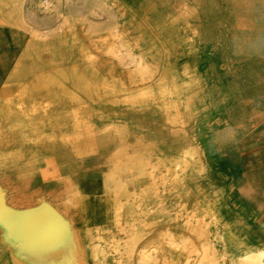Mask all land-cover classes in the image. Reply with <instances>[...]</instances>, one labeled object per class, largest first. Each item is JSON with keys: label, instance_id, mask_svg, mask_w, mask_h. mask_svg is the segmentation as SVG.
Returning a JSON list of instances; mask_svg holds the SVG:
<instances>
[{"label": "rangeland", "instance_id": "obj_1", "mask_svg": "<svg viewBox=\"0 0 264 264\" xmlns=\"http://www.w3.org/2000/svg\"><path fill=\"white\" fill-rule=\"evenodd\" d=\"M44 4L21 0L17 14L4 1L0 13L42 30L45 39L37 41L61 40L63 56L64 43L71 49L69 81L52 83L68 95L67 145L60 147L68 159L1 163L16 176L1 182L9 193L0 194V218L31 213L38 230L61 237L50 218L77 217L63 207L91 187L101 223L76 226L91 264H194L206 247L222 264L221 255L236 250L233 242L240 253L260 250L253 248L259 226L252 218L264 209V97L247 80L262 61L254 43L264 41V0ZM226 234L231 239L223 240Z\"/></svg>", "mask_w": 264, "mask_h": 264}, {"label": "crops", "instance_id": "obj_2", "mask_svg": "<svg viewBox=\"0 0 264 264\" xmlns=\"http://www.w3.org/2000/svg\"><path fill=\"white\" fill-rule=\"evenodd\" d=\"M4 1L11 3L12 12L18 14L21 0H0ZM3 6L5 4L1 7ZM8 17L18 18L19 15ZM41 31L33 25L0 24V164L3 165L5 162H63L68 159L67 153L60 148L67 145V142H63V138L67 137L63 129L69 112L68 95L62 90L53 91L52 85L53 82L69 81L67 46L64 47L63 56L59 51L62 50L61 40L37 41L34 35ZM254 50L260 55L256 61H262L255 63L257 73L252 80L247 81L259 92L258 96L264 97V41L255 42ZM9 153L12 158L1 159ZM33 166L36 167L35 164ZM29 171L33 172L29 177L36 176L34 170ZM7 176L15 177L16 174L6 175L0 169V194L9 193L1 183ZM7 206L9 210H20L8 204ZM33 208V201H29L27 209ZM63 209L71 214L75 213L77 217L67 218L61 223L50 218L52 224L61 230V237L50 236L44 234L43 230H38L37 219L31 213L24 215L22 221L16 217L15 212L8 213L7 218L1 217L0 264H91L85 259L82 243L84 236L80 233L82 230L76 229L84 215L73 205H66ZM3 214H6L5 210ZM252 223L259 226V230L253 232V248L263 249L264 209L261 206L253 212ZM61 225L64 226L63 229L60 228Z\"/></svg>", "mask_w": 264, "mask_h": 264}, {"label": "bare ground", "instance_id": "obj_3", "mask_svg": "<svg viewBox=\"0 0 264 264\" xmlns=\"http://www.w3.org/2000/svg\"><path fill=\"white\" fill-rule=\"evenodd\" d=\"M14 1V0H13ZM56 2H57V0H56ZM96 3V2H95ZM46 4H44V6H45ZM103 5V4H102ZM35 6H37V5H35ZM51 6V5H50ZM54 7V6H53ZM52 7V8H53ZM100 7V6H99ZM51 8V9H52ZM104 9V8H103ZM44 10V9H43ZM46 10V9H45ZM44 10V11H45ZM50 10V9H49ZM93 12H95V11H93ZM0 24L1 25H13V26H22V25H24L22 22H21V20H19V19H17V18H13V17H8V16H2L1 14H0ZM64 26V25H63ZM60 30V29H59ZM56 30H54L53 32H55ZM58 32V31H57ZM114 33V32H113ZM39 33H37V34H35L34 36H35V38L36 39H45V38H43V37H41V36H39L38 35ZM53 34H55V33H53ZM57 35V34H56ZM58 37H59V35H57ZM89 36V35H88ZM110 36V35H109ZM113 36H115V35H113ZM111 37H112V33H111ZM54 39V38H53ZM104 40V39H103ZM117 40H119V39H117ZM110 42H111V39H110ZM94 43V42H93ZM114 43V42H113ZM118 43H119V41H118ZM121 43V42H120ZM69 44H70V42H69ZM112 45H114V44H112ZM67 46L69 47V45L67 44ZM119 46V45H118ZM64 47H65V43H64V45H63V49H64ZM67 48V47H66ZM80 48V47H79ZM82 48V47H81ZM97 48V47H96ZM118 48V47H117ZM68 50V52H67V57L68 58H73V55H72V53L70 52V50L71 49H69V48H67ZM116 49V48H115ZM128 49V48H127ZM111 50V49H110ZM113 50V49H112ZM109 51V50H108ZM82 52V51H81ZM102 52V51H101ZM116 52V51H115ZM143 52V51H142ZM104 53V52H103ZM105 53H107V51L105 52ZM83 54V53H82ZM118 54V53H117ZM124 54V53H123ZM125 55H127L126 53H125ZM113 56H114V54H113ZM113 56L111 57V58H113ZM116 56V55H115ZM129 56V55H128ZM137 56V55H136ZM81 57V56H80ZM88 57H90V56H88ZM94 57V56H93ZM93 57H91V58H93ZM97 57V56H96ZM125 57V56H124ZM90 58V59H91ZM89 59V60H90ZM105 59V58H104ZM117 59V58H116ZM123 59V58H122ZM80 60V59H79ZM119 60V59H118ZM125 60V59H124ZM130 60V59H129ZM129 60H128V62H129ZM112 61V60H111ZM117 61V60H116ZM120 61V60H119ZM133 61H136L135 62V64L137 65V66H140V64H141V59H134ZM86 62V61H85ZM99 63V61L97 60V64ZM118 63V62H117ZM95 64V63H94ZM83 65V64H82ZM86 65V64H85ZM102 65V64H101ZM103 65H104V63H103ZM102 65V66H103ZM129 65V64H128ZM111 66V65H110ZM92 67H94L93 65H92ZM106 67V66H105ZM114 67V66H113ZM96 68V67H95ZM97 68H99V66L97 67ZM111 68V67H110ZM109 68V69H110ZM126 69V68H125ZM140 70H141V68H139ZM86 70V69H85ZM84 70V71H85ZM105 70V69H104ZM113 70H114V68H113ZM117 70V69H116ZM119 70V69H118ZM129 70V69H128ZM96 71H97V69H96ZM102 71H103V68H102ZM101 71V72H102ZM122 72V71H121ZM113 73V72H112ZM118 73V72H117ZM125 73H126V71H125ZM86 74V73H85ZM102 74H103V72H102ZM119 74H121V73H119ZM111 75V74H110ZM122 75H123V73H122ZM105 76V75H104ZM118 77V76H117ZM124 77V76H123ZM86 78V77H85ZM104 78V77H103ZM115 78V77H114ZM155 78V77H154ZM78 79V78H77ZM90 79V78H89ZM93 80V79H92ZM91 81V80H90ZM108 81H109V79H108ZM113 81H116V80H112V82ZM77 82H78V80H77ZM93 82V81H92ZM91 82V83H92ZM99 82H100V80H99ZM107 82V81H106ZM79 83H81V82H79ZM94 83V82H93ZM78 84V83H77ZM84 84V83H83ZM110 84H111V81H110ZM147 85V84H146ZM79 86H80V84H79ZM84 87V86H83ZM118 88V87H117ZM85 89V88H84ZM89 89V88H88ZM111 89V88H110ZM77 90V89H76ZM93 90V89H92ZM86 91V90H85ZM91 92V91H90ZM93 93H94V91H93ZM88 94V93H87ZM95 95V94H94ZM100 95V94H99ZM79 96V95H78ZM89 96H91V95H89ZM83 97V96H82ZM86 97V96H85ZM107 97V96H106ZM86 98H88V97H86ZM123 98V97H122ZM94 99H96V98H94ZM90 100V99H89ZM107 100V99H106ZM109 100V99H108ZM119 100V99H118ZM102 101V100H101ZM103 101H104V99H103ZM158 101V100H157ZM80 102H81V105H83L84 103H82V101L80 100ZM106 102H108V101H106ZM118 102H120V101H118ZM89 103H90V101H89ZM111 103H112V101H111ZM114 103H117V99H116V102L114 101ZM121 103H122V101H121ZM120 103V104H121ZM94 104H95V102H94ZM97 104V103H96ZM101 104V103H100ZM91 105V104H90ZM99 105V104H98ZM113 105V104H112ZM74 106H77V105H74ZM109 107V106H108ZM112 107V106H111ZM119 108H120V106H119ZM118 108V109H119ZM125 109V108H124ZM111 111V110H110ZM156 111V110H155ZM103 112V111H102ZM112 113V112H111ZM111 113H109V114H111ZM102 114V113H101ZM100 114V115H101ZM98 116V115H97ZM11 117V116H10ZM99 117V116H98ZM93 118V117H92ZM97 119V118H96ZM107 119V118H106ZM71 120V119H70ZM102 120V119H101ZM68 121H69V119H68ZM75 122V121H74ZM8 123V122H7ZM118 123V122H117ZM140 123V125H141V121L139 122ZM113 124V123H112ZM13 125V124H12ZM68 125H69V123H68ZM72 125H74V124H72ZM136 125H138V124H136ZM144 125V124H143ZM94 126V125H93ZM119 126V125H118ZM122 126V125H121ZM14 127V126H13ZM57 127V126H56ZM65 127V126H64ZM99 127V126H98ZM66 128V127H65ZM69 128V127H68ZM141 128V127H140ZM10 129V128H9ZM51 129V128H50ZM56 129H58V128H56ZM62 129V128H61ZM67 129V128H66ZM13 130V129H12ZM76 130V129H75ZM110 130V129H109ZM119 129L117 128V131H118ZM121 130H123V128L121 129ZM121 130L119 131V132H121ZM20 132L22 131V130H19ZM24 131V130H23ZM56 131V130H55ZM111 131V130H110ZM52 132V131H51ZM68 132V131H67ZM105 132V131H104ZM112 132V131H111ZM110 132V133H111ZM113 132H114V130H113ZM125 132V131H124ZM71 133V132H70ZM127 133V132H126ZM137 133V132H136ZM63 134V133H62ZM97 134V133H96ZM116 134V133H115ZM65 135V134H64ZM63 135V136H64ZM70 135V134H69ZM95 135V134H94ZM109 136H112V135H110V134H108ZM119 135V134H118ZM124 135V134H123ZM48 136V135H47ZM62 136V137H63ZM44 137H46V136H44ZM66 137V136H65ZM143 137V136H142ZM14 138V137H13ZM38 138H39V136H38ZM49 138V137H48ZM114 138V137H113ZM126 137H124V139H125ZM29 139V138H28ZM41 139V138H40ZM46 138H44V140H45ZM60 139V138H59ZM58 139V140H59ZM101 139V138H100ZM99 139V140H100ZM109 139V138H108ZM115 139H116V136H115ZM143 139H144V137H143ZM58 140H57V142H58ZM76 140V139H75ZM137 140V139H136ZM138 140H139V138H138ZM38 141V139L36 140V141H34V142H37ZM46 141V140H45ZM49 141H51V140H49ZM48 141V142H49ZM62 141V140H61ZM115 141V140H114ZM41 142V141H40ZM44 142V141H43ZM52 142V141H51ZM55 142V141H54ZM64 142V141H63ZM120 143L122 142V140L121 141H119ZM125 142H126V139H125ZM47 143V142H46ZM43 144H45V143H43ZM114 144V143H113ZM116 144V143H115ZM122 144V143H121ZM128 144V143H127ZM123 145V144H122ZM122 145H121V147H122ZM125 145V144H124ZM115 146V145H114ZM68 147V146H67ZM70 147V146H69ZM113 147V146H112ZM128 147V146H127ZM126 147V148H127ZM125 149V148H124ZM8 150H6V152H7ZM15 151V150H14ZM72 151V150H71ZM9 152H11V153H13L11 150H9ZM8 153V152H7ZM11 153H9V154H5L1 159H10V158H12V156H11ZM15 153V152H14ZM68 153H70V152H68ZM16 154V153H15ZM71 154V153H70ZM13 155V154H12ZM73 155V154H72ZM147 155V154H146ZM99 156H100V154H99ZM134 157H136V155H133ZM143 156H145V154L143 155ZM14 157V156H13ZM65 157V156H64ZM128 157V156H127ZM132 157V156H131ZM130 157V158H131ZM15 158V157H14ZM46 158H48V157H46ZM84 158V157H83ZM129 158V157H128ZM127 158V159H128ZM148 158V157H147ZM145 159L144 157H143V161H145L146 162V160H148V159ZM21 159V158H20ZM45 159V158H44ZM80 159V158H79ZM126 159V158H125ZM135 159H137V157L135 158ZM134 159V160H135ZM139 159V158H138ZM145 159V160H144ZM19 160V159H18ZM81 160V159H80ZM124 160V159H123ZM141 160V159H140ZM53 161V160H52ZM116 161V160H115ZM132 161H133V159H132ZM139 161V160H138ZM148 162H149V160H148ZM117 163V162H116ZM137 163V162H136ZM156 163V162H155ZM56 165L58 164V163H55ZM113 164H115V162L113 163ZM33 165H34V163L33 162H30V163H27V165L26 166H28V167H33ZM52 165V164H51ZM55 165V166H56ZM104 165V164H103ZM109 165V164H108ZM149 165V164H148ZM118 166V165H117ZM127 166V165H126ZM112 168V167H111ZM123 168H124V166H123ZM47 168H45V170H46ZM118 169V168H117ZM107 170V169H106ZM116 170V169H115ZM120 170V169H119ZM119 170H118V172H119ZM85 171V170H84ZM43 172L45 173V171L43 170ZM42 172V173H43ZM114 172V171H113ZM41 173V174H42ZM107 173H109V172H107ZM106 173V174H107ZM115 173V172H114ZM113 173V174H114ZM120 173V172H119ZM155 173V172H154ZM112 175V174H111ZM127 175V174H126ZM54 176H55V174H54ZM58 176V175H57ZM114 178H115V176L117 177L118 175H112ZM25 177V176H24ZM26 178V177H25ZM41 178V177H40ZM46 178V177H45ZM104 178H105V176H104ZM103 178V179H104ZM131 178V177H130ZM133 178V177H132ZM46 179H48V177L46 178ZM50 179V178H49ZM60 180V179H59ZM116 180V179H115ZM67 181V180H66ZM112 181V180H111ZM70 182V181H69ZM114 182V181H113ZM117 182V181H116ZM118 183V182H117ZM124 183V182H123ZM3 184V183H2ZM127 184H128V182H127ZM69 185V184H68ZM74 185V184H73ZM121 185V184H120ZM123 185V184H122ZM3 186V185H2ZM46 186V185H45ZM67 186V185H66ZM71 187V186H70ZM6 188V187H5ZM24 188V187H23ZM53 188H54V186H53ZM54 190V189H53ZM69 190V189H68ZM72 190H73V188H72ZM107 190H109V189H107L106 188V191ZM48 191V190H47ZM71 191V190H70ZM118 191V190H117ZM55 192V191H54ZM62 192V191H61ZM74 192V191H73ZM77 192V191H76ZM52 193V192H51ZM75 193V192H74ZM143 193V192H142ZM148 193V192H147ZM36 195V194H35ZM51 195V194H50ZM62 195H63V193H62ZM72 195H74V194H72ZM82 195H84V201H83V203H82V201L81 202H79L78 201V198L77 197H79V196H82ZM43 197V196H42ZM49 197V196H48ZM64 197H66V196H64ZM77 197H76V199H77V202L78 203H75L74 201H75V195H74V197H72L71 199H69V200H67L71 205H74L77 209H79V211L82 213V214H85L84 215V221H83V226H88V225H91V226H98L99 225V223H101V212L98 210V208H96V206H95V189H93V188H91V187H84L83 189H80L79 190V192H78V194H77ZM100 197V196H99ZM128 197V196H127ZM34 198V197H33ZM46 198V197H45ZM51 199H52V196H51ZM80 199V198H79ZM74 200V201H73ZM142 200V199H141ZM51 201V200H50ZM66 201V202H67ZM130 201V200H129ZM20 202V201H19ZM65 202V203H66ZM21 203V202H20ZM32 203V202H31ZM57 203V202H56ZM91 203V205H89ZM29 205V204H28ZM50 205V204H49ZM89 205V206H88ZM20 206V205H19ZM54 207V206H53ZM65 207V206H64ZM63 207V208H64ZM68 208H70V207H68ZM114 208V207H113ZM53 209V208H52ZM58 209V208H57ZM120 210V209H119ZM119 212V211H118ZM58 216V215H57ZM71 216V215H70ZM122 218V217H121ZM147 220V219H146ZM158 220V219H157ZM155 222V221H154ZM152 223H150V225H151ZM149 225V226H150ZM153 225V224H152ZM156 225V224H155ZM64 228V227H63ZM76 230V229H75ZM132 231V230H131ZM88 232V231H87ZM76 233V232H75ZM74 236V235H73ZM144 236V235H143ZM231 239V237H230V235L229 234H226L225 236H224V238H223V240H226V239ZM67 239V238H66ZM69 239V238H68ZM80 240V239H79ZM1 242V241H0ZM77 242V241H76ZM232 245H234L235 247H236V250L234 251V252H232L231 254H229L228 256H227V254H226V252H224V254L223 255H221V263L222 264H225V261H226V259H228V263L227 264H264V248L263 249H260V250H251V251H248V252H245V253H240V247L238 246L239 244L237 243V242H233V244ZM18 250V249H17ZM76 250H77V248H76ZM209 248H204L203 250H202V254H201V256H200V258H199V260H197L194 264H219L218 263V261L217 260H215V259H213L212 257H211V255H210V253H209ZM150 251V250H149ZM133 252H134V250H133ZM80 253V252H79ZM22 257V256H21ZM145 257V256H144ZM13 258V257H12ZM93 258H96V253H93ZM11 262H13V259H12V261ZM17 264V263H16ZM186 264H190L189 262L188 263H186Z\"/></svg>", "mask_w": 264, "mask_h": 264}, {"label": "built area", "instance_id": "obj_4", "mask_svg": "<svg viewBox=\"0 0 264 264\" xmlns=\"http://www.w3.org/2000/svg\"><path fill=\"white\" fill-rule=\"evenodd\" d=\"M44 3L47 5V3H48V0H44Z\"/></svg>", "mask_w": 264, "mask_h": 264}, {"label": "water", "instance_id": "obj_5", "mask_svg": "<svg viewBox=\"0 0 264 264\" xmlns=\"http://www.w3.org/2000/svg\"><path fill=\"white\" fill-rule=\"evenodd\" d=\"M5 209L9 210L8 208H5ZM9 211H10V210H9Z\"/></svg>", "mask_w": 264, "mask_h": 264}]
</instances>
